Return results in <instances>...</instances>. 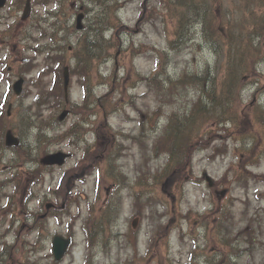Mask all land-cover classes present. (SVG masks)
I'll return each mask as SVG.
<instances>
[{
	"label": "rangeland",
	"instance_id": "1",
	"mask_svg": "<svg viewBox=\"0 0 264 264\" xmlns=\"http://www.w3.org/2000/svg\"><path fill=\"white\" fill-rule=\"evenodd\" d=\"M256 1L214 0L212 15L219 22L239 21L246 6L261 11ZM116 2L126 33L96 60L88 83L89 97L106 105L99 115L105 114L111 130L108 154L98 148L100 127L91 125L98 116L90 113L98 108H83L86 82L74 57L100 5L95 0H32L25 21L20 20L25 0L0 9V139L6 129L24 136L32 161L26 164L24 154L21 166L20 151L0 153V241L8 239L9 221L20 218L10 217V203L19 208L23 203L24 264H264V132L261 151L248 165L240 160L251 147V135H228L220 128L207 147H194L186 173L171 174L167 152L155 148L169 115L182 114L199 96L206 97L194 84L174 89L166 80L183 73L203 76L210 67L209 80L219 83L225 54L218 58L204 44L197 23L189 39L175 40L176 11L165 0ZM103 33L110 40L114 32L104 27ZM260 43L264 48V36ZM152 75L160 80L151 81ZM18 78L24 82L16 96L11 86ZM241 81L235 93L238 109L248 114L264 110V56ZM210 82L206 90L218 94L220 86ZM88 103L93 105V99ZM64 110L68 113L60 121ZM87 120L90 125L83 127ZM56 151L70 155L64 165H40L43 156ZM23 170L24 200L14 192ZM50 200L65 206L38 218ZM105 205L111 207L102 211ZM102 216L108 218L104 227L98 225ZM56 234L73 240L58 263L51 252Z\"/></svg>",
	"mask_w": 264,
	"mask_h": 264
},
{
	"label": "trees",
	"instance_id": "2",
	"mask_svg": "<svg viewBox=\"0 0 264 264\" xmlns=\"http://www.w3.org/2000/svg\"><path fill=\"white\" fill-rule=\"evenodd\" d=\"M95 2L100 5V11L94 16V24L86 26L88 32L78 40L76 48H74V57L81 63L80 74L83 75L86 82L83 84V108H98L97 112L90 113L94 114V117L98 116L91 122V125L100 127L101 134H98V137L102 139V142L100 146H97L101 152L108 153L111 149V130L105 123V114L99 115L102 112L105 113L102 107L105 108L106 105L99 104L101 98L89 97L88 83L92 79L96 60L102 59L110 49L115 48L118 36L121 33H126V30L122 24H119L115 13L119 6L116 0H95ZM165 2L166 7L176 11L175 40L189 39L192 35L193 25L197 23L204 44L218 58L225 54L226 62L223 64L224 74L220 82L216 83L215 79H210L214 88L217 84L220 86L218 94H215V91L210 93L209 90H206L205 83L210 81V67L204 70L203 76L183 73L178 79L168 78L166 80L165 85L168 84V87L174 89L177 84H194L206 97L199 96L192 103L191 108L182 114L177 112L170 114L155 148L167 152V169L171 174H178L180 171L186 173L191 169L194 147H207L211 139L216 136V130L220 128L228 135L232 133L241 136L251 135V147L244 152V158L240 160L242 165H248L261 151L259 145L260 133L264 132V110L248 114L244 110L238 109L235 93L242 82V75L255 68V65L264 56V48L260 43V39L264 36V0L255 2V7L261 10L260 12L254 10L253 6H246L242 10L243 17L239 21L226 19L221 22L212 15L211 6L214 0L210 3L209 0H165ZM104 27H108L109 31L114 32L110 40L104 39ZM220 29H223V32ZM175 40L171 43L173 44ZM99 78L103 79L101 75ZM150 79L151 81L160 80L156 75H152ZM60 95H62V91H60ZM91 99H93V105L88 103ZM88 123L89 120L83 122V125L88 126ZM37 135L40 137V132ZM262 151H264V145H262ZM24 154L27 156L26 163H31L30 150L25 146ZM106 208L109 209V207ZM102 218L98 225L102 222Z\"/></svg>",
	"mask_w": 264,
	"mask_h": 264
},
{
	"label": "flooded vegetation",
	"instance_id": "3",
	"mask_svg": "<svg viewBox=\"0 0 264 264\" xmlns=\"http://www.w3.org/2000/svg\"><path fill=\"white\" fill-rule=\"evenodd\" d=\"M12 69V66L8 67V70ZM11 107V106H10ZM12 134L20 139V144L22 151L24 152V136H21L19 134H15L12 132ZM3 144H4V138H3ZM5 145V144H4ZM10 148H0V153L3 150H9ZM13 150V149H11ZM24 166V163L21 165ZM14 185L12 186V188ZM16 189L14 192L17 191L21 193V197L24 200V170H23V178L20 180L19 183L16 185ZM68 197V194H65V198ZM22 203V202H21ZM46 204V205H45ZM62 205V204H61ZM60 201H53L51 202H45L41 207V213L38 218H48L52 215H55L56 212H58L61 209ZM64 207V203H63ZM10 217H16L17 215H20L19 219H16V221H9L8 225V239L3 242L0 241V264H24V204H21V207L16 204L10 203V211H9ZM34 220V219H33ZM17 231L18 234L16 236H11V233L14 231ZM20 232V233H19ZM6 235V237H7ZM15 241V242H14ZM20 241V243H19ZM15 248V253L11 251V249Z\"/></svg>",
	"mask_w": 264,
	"mask_h": 264
},
{
	"label": "water",
	"instance_id": "4",
	"mask_svg": "<svg viewBox=\"0 0 264 264\" xmlns=\"http://www.w3.org/2000/svg\"><path fill=\"white\" fill-rule=\"evenodd\" d=\"M7 0H0V8H2ZM30 13V0H26L25 7L21 16L22 20H25ZM80 20H81V15L77 17V28H80ZM22 79L17 80L13 84V90L16 95L20 94L21 92V87H22ZM68 83H69V77L67 74V68H65L64 73H63V90L65 97L67 95V88H68ZM67 111H63L60 116L59 120H63L64 117L66 116ZM6 140V145L8 146H17L19 144V141L17 138L13 137L11 132L8 131L5 136ZM68 157L67 154H64L62 152H56L52 154H47L41 159V163L44 165H58L61 166L65 162L66 158ZM70 244V239H64L60 236H55L52 241V252L54 256L55 261H59L62 259L64 254L66 253V250Z\"/></svg>",
	"mask_w": 264,
	"mask_h": 264
}]
</instances>
